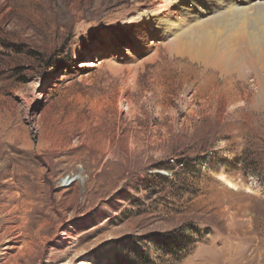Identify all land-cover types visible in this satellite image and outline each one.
<instances>
[{
  "label": "rangeland",
  "instance_id": "rangeland-1",
  "mask_svg": "<svg viewBox=\"0 0 264 264\" xmlns=\"http://www.w3.org/2000/svg\"><path fill=\"white\" fill-rule=\"evenodd\" d=\"M164 1L0 0V264H264V89L142 46Z\"/></svg>",
  "mask_w": 264,
  "mask_h": 264
},
{
  "label": "bare ground",
  "instance_id": "bare-ground-1",
  "mask_svg": "<svg viewBox=\"0 0 264 264\" xmlns=\"http://www.w3.org/2000/svg\"><path fill=\"white\" fill-rule=\"evenodd\" d=\"M151 18L164 21L166 30L151 31ZM135 22L142 46L154 43L149 38L155 35L172 55L188 57L224 79L236 73L247 81L254 73L255 84L264 89V0H165Z\"/></svg>",
  "mask_w": 264,
  "mask_h": 264
},
{
  "label": "snow or ice",
  "instance_id": "snow-or-ice-1",
  "mask_svg": "<svg viewBox=\"0 0 264 264\" xmlns=\"http://www.w3.org/2000/svg\"><path fill=\"white\" fill-rule=\"evenodd\" d=\"M147 24L149 29L155 32H164L167 28V24L162 20H158V18L149 19Z\"/></svg>",
  "mask_w": 264,
  "mask_h": 264
},
{
  "label": "trees",
  "instance_id": "trees-1",
  "mask_svg": "<svg viewBox=\"0 0 264 264\" xmlns=\"http://www.w3.org/2000/svg\"><path fill=\"white\" fill-rule=\"evenodd\" d=\"M176 239L177 240L172 245V246H175L174 248H172L171 244H169L172 241V239H169L168 241H166L167 239L164 240V242H166V244L168 245L167 250L164 251L165 253L174 254L177 249L183 248V244H180L181 242L178 240V238H176ZM160 248H162V246ZM182 256H184V254ZM144 259L146 262L151 261L150 258H148V257H144Z\"/></svg>",
  "mask_w": 264,
  "mask_h": 264
}]
</instances>
